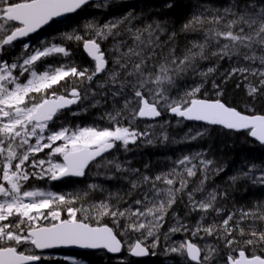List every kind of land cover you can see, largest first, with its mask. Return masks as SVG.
Returning a JSON list of instances; mask_svg holds the SVG:
<instances>
[{
	"label": "snow or ice",
	"instance_id": "obj_1",
	"mask_svg": "<svg viewBox=\"0 0 264 264\" xmlns=\"http://www.w3.org/2000/svg\"><path fill=\"white\" fill-rule=\"evenodd\" d=\"M111 3L0 0V264H40L50 259L44 250L60 247L110 254L126 250L128 257L141 258L157 255L155 249L161 246L164 255L180 258L173 264H264V203L234 207L225 215L226 209L218 207L217 202L228 193L215 188L206 191V183L224 171L223 165L213 166V160L196 153L174 161L169 171L152 175L125 167L108 155L114 149L130 151L129 145L138 141L153 144L148 131L153 124L141 130L137 121L159 124L165 115L176 118L177 123L201 122L244 131L264 146V114L250 108L242 112L221 99L201 98L203 80L199 84L179 83L216 71L215 66L202 69L203 62L227 60L236 65L229 76L239 73L244 79L249 75L258 78L257 85L248 86L249 96L264 95V0H224L222 4L196 0L178 29L165 18L167 14L146 19L135 6L103 23L88 20L83 33L78 31V24L73 26V14L89 7L107 9ZM179 6L177 0H164L162 8ZM57 21L70 29L61 33L62 43L41 40L33 45L26 39ZM110 38L111 55L106 57L101 45ZM18 40L24 41L19 54L5 59V52L15 50ZM64 41L82 43L94 66L82 67L66 59L71 49ZM54 55L61 60L44 63ZM94 81L95 89H103L102 93L93 88ZM213 86L218 87L214 82ZM100 95L103 103L107 104L109 97L112 101L111 110L105 109L99 117L107 122L105 126L59 123L65 110L90 97V107L100 105L101 100L96 99ZM79 114L71 112L73 116ZM204 131L198 130L186 139H197ZM168 141L164 134L161 142ZM45 149L49 150L46 158H40L38 154ZM91 168L121 173L120 177L108 176L107 172L104 175L127 179L130 187L125 196L135 198L129 202L117 194L113 204L109 193L89 209L76 206L88 191L65 195L28 183L31 178L49 182L84 178ZM198 171V183L189 189V178L196 177ZM96 175L101 173L97 171ZM229 180L233 185L246 180L264 187V167L246 165ZM87 188L103 191L97 183H89ZM196 193L204 195L197 199ZM178 200L189 209V215L201 213L199 219L190 226L173 213L175 223L161 232ZM92 211L95 215L90 214ZM210 212L222 219L207 222ZM104 217H109L115 227L102 224ZM132 233H138L135 239ZM189 233L192 238L173 239ZM205 237L219 244L205 241L201 245L193 239L203 241ZM72 264L78 262L72 260ZM120 264L141 262L121 258Z\"/></svg>",
	"mask_w": 264,
	"mask_h": 264
},
{
	"label": "trees",
	"instance_id": "obj_2",
	"mask_svg": "<svg viewBox=\"0 0 264 264\" xmlns=\"http://www.w3.org/2000/svg\"><path fill=\"white\" fill-rule=\"evenodd\" d=\"M209 4H222L224 0H207ZM164 0H113L111 5L107 9H97V8H86L83 11L78 12L75 16L71 18L78 24V31L83 33L85 31L84 24L88 20H96L99 23L105 22L109 17L116 15L120 12L125 11L130 6H135V11L137 13L143 12L146 19L159 17L162 14L165 15L166 19L173 22L174 26L178 29L179 25L184 21V19L189 15L190 6L196 3V0H177L180 5L174 9H163L162 5ZM156 9H162V12H157ZM67 25L65 24H52L48 29L46 42L48 43H62L60 36L61 33L69 31ZM182 39V38H181ZM69 49H71V56L66 59H70L80 66L93 67L94 64L85 56L82 50V43L78 45L75 41H64ZM112 40L104 41L101 45L102 50L106 52V57L110 56L111 53L108 51L111 48ZM61 60L59 55H54L46 60L45 64H55ZM208 66H215L216 71L210 73L207 77L202 78L196 76L195 78L188 79L186 81H180L181 85L187 83L191 85L192 83L199 84L203 80V86L201 87V98L215 100L221 99L227 104L236 107L238 110L245 112L246 109H254L256 114H264V95L257 94L255 98L248 95V86L257 85L258 78L251 75L248 79H244L239 73L229 76L228 73L236 65L230 64L227 60L219 61L218 63L215 59L203 62L201 68L206 70ZM103 76V74L101 75ZM97 77L96 80H99ZM213 82L218 86L214 87ZM64 83V82H62ZM95 83L93 82V88L95 89ZM83 90V89H82ZM97 92L102 93L103 89H95ZM221 92L222 95L218 96L217 93ZM96 99L101 100V104L96 107H90L92 103V98L84 100L76 108L69 111H65V114L60 119L59 123L67 125H81V126H91L94 123L100 126H105L106 121L99 119L101 114L105 109L111 110L112 101L108 98V103H103L104 97L102 95L97 96ZM86 109V111H84ZM72 111H79L80 114L73 116ZM246 114H251L246 112ZM165 121H171V123H165ZM141 130L147 123L144 121H137ZM161 124L163 127H161ZM198 130L204 131V135L198 137L197 139H186L194 135ZM151 133V139L155 142L153 144H146L138 141L136 144H130V151H123V149L113 150L109 153V156H114L117 158L125 167L128 168H139L142 171H147L149 174L155 175L162 172L169 171L174 166V161L182 158L183 156H191L196 153H203L205 159H211L214 161V165H223L224 171L219 175L211 178L205 185L206 191L210 192L215 188L217 191H224L228 193V196L223 199H218L217 206L224 207L227 211L233 210L234 207H251L257 202L264 203V187L259 185H253L246 180L238 181L235 185L229 180L230 176L236 175L238 171L252 163L257 165V168L264 167V147H261L257 143L249 139L246 132L244 133H234L231 131H226L219 127H207L203 125L191 124L187 122L177 123L176 118L169 115H165L160 118L159 124H153V127L148 129ZM164 134H167L169 141L167 143H162L161 139ZM161 144V145H160ZM209 147V148H208ZM136 152V153H135ZM139 152V153H137ZM137 154V156H136ZM148 165L145 169L144 166ZM99 171L101 175H96ZM107 172L108 176L120 177L121 173H115L114 169H104L99 170L91 168L88 175L81 179H66L59 181L53 185H49L45 182L47 180L37 179L31 182L30 185L33 187L44 188L45 190H51L58 193H63L65 195H72L75 193H83L88 191V196L84 200L77 203V207L81 205L84 208H91L92 205L98 203L100 200L105 199L109 193L112 194L111 203L115 204L117 202V194L120 197L124 196V199H128L129 202L135 197L125 196L126 191L130 187L127 179L113 178L108 179L105 177L104 173ZM200 178L199 171L196 177L189 178L190 184L189 189L195 187ZM89 183L99 184L103 191H90L87 188ZM161 187H166V185H160ZM204 193H196V198L200 199ZM185 202H187V197H184ZM121 208L124 207L121 203ZM94 213V211H92ZM179 216L182 221L188 223L190 226L194 225L199 219L201 213L192 212L190 215L189 209L185 207L184 204L180 203L179 200L176 204L172 206L169 210V214L166 219L169 220L175 217L173 215ZM80 215V213H78ZM222 217L216 216L214 212H210L208 216V221L220 220ZM94 222V221H93ZM101 223L108 224L111 227H115L112 220L109 217H104ZM123 223V221H121ZM262 222H258L260 224ZM236 233H234L235 235ZM177 237L181 238H192L190 233L187 237H182L177 234ZM176 237V238H177ZM121 238V237H120ZM122 239V238H121ZM135 239V238H134ZM195 242L202 245V242L207 241L209 244H219V241H214L212 237H205V240H200L198 238H193ZM239 239V237H238ZM223 252H227L220 245ZM161 247L157 248V255L151 256L148 260H138L141 264H173L174 259H180L173 255H164ZM57 255H74L78 260L84 262L85 264H120V259L125 258L128 260H137L127 256V251L123 250L121 256L117 259L109 257L103 252L100 253H56ZM41 264H69L64 260H59L57 258H52L48 260H42Z\"/></svg>",
	"mask_w": 264,
	"mask_h": 264
},
{
	"label": "water",
	"instance_id": "obj_3",
	"mask_svg": "<svg viewBox=\"0 0 264 264\" xmlns=\"http://www.w3.org/2000/svg\"><path fill=\"white\" fill-rule=\"evenodd\" d=\"M100 2H103V0H100ZM73 15H75V14H73ZM49 26V25H48ZM48 26H44L43 28H41V29H39L36 33H38L40 30H42V29H46ZM36 33H34V34H36ZM34 34H32V35H34ZM31 36V35H30ZM19 41V40H18ZM83 52H84V54H85V56L90 60V61H92L91 60V58L90 57H88V55H87V53L84 51V49H83ZM93 62V61H92ZM102 74V73H101ZM100 74V75H101ZM74 106H76V105H73L72 107H74ZM68 110V109H67ZM172 117V116H171ZM146 122H155V121H146ZM185 122H187V123H191V124H198V125H205V124H203V123H201V122H191V121H185ZM205 126H209V125H205ZM209 127H219V128H222V127H220V126H209ZM222 129H224V128H222ZM224 130H226V131H231V132H234V133H244V131H232V130H227V129H224ZM249 137V136H248ZM249 139L250 140H252L253 141V139L251 138V137H249ZM254 142V141H253ZM255 143H257V142H255ZM258 144V143H257ZM259 145V144H258ZM262 147H264V146H262ZM69 178H75V177H69ZM79 179V178H78ZM46 251H67V252H78V253H80V252H99V251H103V252H105L107 255H109V256H111V257H118V256H120V254L121 253H118V254H110V253H107L106 251H104V250H85V249H79V248H76V247H60V248H54V249H48V250H44V252H46ZM149 256H147V257H141V258H136V259H146V258H148Z\"/></svg>",
	"mask_w": 264,
	"mask_h": 264
},
{
	"label": "rangeland",
	"instance_id": "obj_4",
	"mask_svg": "<svg viewBox=\"0 0 264 264\" xmlns=\"http://www.w3.org/2000/svg\"><path fill=\"white\" fill-rule=\"evenodd\" d=\"M152 124H156V122L155 123H152ZM47 151H49L48 149H45L44 150V152H41V153H39L38 154V156L40 157V158H46L45 157V153L47 152ZM55 159H59L58 157H56ZM36 180V178H31L30 179V181L28 182L29 183V185H30V183L31 182H34ZM90 214H92V215H95V212L93 213V212H91ZM65 215H66V213H65ZM175 223V221H174V218L173 219H171V220H169V218L168 219H166V223L164 224V228H162L161 229V232H163V231H165L170 225H172V224H174ZM132 235V238L134 239V238H136V236L138 235V233H132L131 234ZM177 235L176 236H174L173 237V239L174 240H177V241H179L180 239H182L181 237H177ZM122 239H124V237H121ZM202 244H204V242H202ZM160 248V247H159ZM161 248L163 249V246H161ZM155 251H156V253H158V251H157V249H155ZM162 252H163V250H161ZM44 255H47V256H51L53 259L54 258H57V259H59V260H64V261H66L67 263H69V264H72V260H76L77 262H78V264H85L84 262H82V261H80V260H77L75 257H73V256H63V255H57V254H54V253H46V254H44Z\"/></svg>",
	"mask_w": 264,
	"mask_h": 264
},
{
	"label": "flooded vegetation",
	"instance_id": "obj_5",
	"mask_svg": "<svg viewBox=\"0 0 264 264\" xmlns=\"http://www.w3.org/2000/svg\"><path fill=\"white\" fill-rule=\"evenodd\" d=\"M56 25H57V24H56ZM59 25H60V24H59ZM51 26H52V24H51ZM47 33H48L47 31H40V32H38L37 34H34V35H32V36L27 37L26 39H27L28 41H30L33 45H38L39 42H40L41 40H43V41L46 42ZM23 42H24V41H22V40H20V41H16V42H15V44H16L15 50H13V51H9V52H5V54H4V58L10 60L12 57L18 55L19 52H20V45H21ZM66 179H72V178H65V179H62V180H66ZM62 180H59V181H62ZM59 181L50 182L51 184H49V182H45V183H47V184H49V185H53V184H55V183H57V182H59Z\"/></svg>",
	"mask_w": 264,
	"mask_h": 264
},
{
	"label": "bare ground",
	"instance_id": "obj_6",
	"mask_svg": "<svg viewBox=\"0 0 264 264\" xmlns=\"http://www.w3.org/2000/svg\"><path fill=\"white\" fill-rule=\"evenodd\" d=\"M102 102V101H101ZM161 145V144H160ZM209 148V147H208ZM136 153V152H135ZM137 153H139V152H137ZM136 156H137V154H136ZM233 185V184H232ZM124 197V196H123ZM200 241V240H199Z\"/></svg>",
	"mask_w": 264,
	"mask_h": 264
}]
</instances>
